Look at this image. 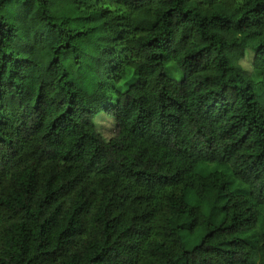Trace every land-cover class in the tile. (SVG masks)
Returning <instances> with one entry per match:
<instances>
[{
	"label": "trees",
	"instance_id": "1",
	"mask_svg": "<svg viewBox=\"0 0 264 264\" xmlns=\"http://www.w3.org/2000/svg\"><path fill=\"white\" fill-rule=\"evenodd\" d=\"M0 264H264V0H0Z\"/></svg>",
	"mask_w": 264,
	"mask_h": 264
},
{
	"label": "rangeland",
	"instance_id": "2",
	"mask_svg": "<svg viewBox=\"0 0 264 264\" xmlns=\"http://www.w3.org/2000/svg\"><path fill=\"white\" fill-rule=\"evenodd\" d=\"M253 57H254L253 51L250 49H246L244 51L243 57L239 61L243 71L247 74H253V71H252ZM172 65H174L172 62H169L167 64L166 73L167 75H169L170 73L171 75H173V78L179 80L181 77V73L179 70L176 71ZM168 69L170 70V72H168ZM121 85L123 86V84ZM93 121H94L96 130L99 132V134L102 136L104 140H108L110 137L113 136L115 132V123L110 116H106V114H104L103 112H99L98 114L94 116Z\"/></svg>",
	"mask_w": 264,
	"mask_h": 264
}]
</instances>
